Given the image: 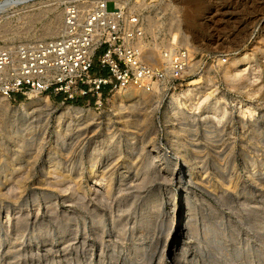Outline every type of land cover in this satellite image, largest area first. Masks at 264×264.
<instances>
[{"label": "rangeland", "instance_id": "obj_1", "mask_svg": "<svg viewBox=\"0 0 264 264\" xmlns=\"http://www.w3.org/2000/svg\"><path fill=\"white\" fill-rule=\"evenodd\" d=\"M125 2L143 20L148 43H155V33L161 49L174 35L184 44L171 27L178 21L196 55L222 63L198 66L176 89L158 88L145 103L126 98L129 87L105 95L102 106L94 98L77 103L48 98L51 108L36 107L28 117L0 104V264H156L164 255L147 235L165 239L173 221L171 206L183 189L155 173L140 199L124 192L115 197L117 229L135 228L136 238L109 245L106 256H99L98 245L93 251L91 242L87 254L83 251L81 208L73 187L80 162L92 148L121 173L132 162L140 166L139 154L159 151L166 164L170 153L181 149L186 159L196 156L198 182L186 185L191 190L177 215L191 218L188 232L177 233L176 252L171 247L163 264H264V0ZM54 3L21 6L12 22L4 23L8 33L0 40L12 45L57 37L47 30L62 28L64 6ZM53 5L57 8L49 11ZM114 9L109 3L108 11ZM232 60L240 63L231 66ZM119 96L122 102L115 106ZM46 98L7 99V106L20 109ZM214 106H224L225 114L216 117ZM67 109L71 112L61 115ZM169 172L184 177L192 169ZM153 256L157 262H149Z\"/></svg>", "mask_w": 264, "mask_h": 264}, {"label": "built area", "instance_id": "obj_2", "mask_svg": "<svg viewBox=\"0 0 264 264\" xmlns=\"http://www.w3.org/2000/svg\"><path fill=\"white\" fill-rule=\"evenodd\" d=\"M60 34L52 39L9 45L0 40V96L61 98L77 103L134 87L148 94L176 89L193 70L218 57H200L179 39L161 49L165 65L146 61L148 43L141 17L114 0H63ZM18 0H0V29L15 18ZM115 9L108 11V4Z\"/></svg>", "mask_w": 264, "mask_h": 264}, {"label": "bare ground", "instance_id": "obj_3", "mask_svg": "<svg viewBox=\"0 0 264 264\" xmlns=\"http://www.w3.org/2000/svg\"><path fill=\"white\" fill-rule=\"evenodd\" d=\"M35 1H37V0H18L17 5L18 6H25L26 4H29L30 2H35ZM114 1L117 2L119 8H121V9L126 8L125 0H114ZM183 1L189 2L191 0H183ZM52 2H55L54 4L59 6L64 1L63 0H52ZM55 5L51 6L49 11H53L54 9H56L57 6H55ZM58 18H59V16H58ZM10 22H12V21H10ZM171 27H173V29L176 28L178 30L179 34L181 35L182 42H184V44L189 47L190 37L185 35L184 33H181V25L179 24V22L173 20ZM8 28H10V27H8ZM60 28H61V26L60 27H53V28L49 27V29L47 30V33L58 35V33L60 34V30H61ZM7 33H8V31H6V30L3 31V29L2 30L0 29V35H5ZM153 36L155 38V43L154 44L146 43L144 45V49L146 51V53H145L146 61L148 63H152L153 65L154 64L165 65L166 61L161 56L160 50L162 47H161L160 43H158L157 34L154 33ZM172 37L175 40V35ZM239 63H240L239 61L232 60L231 66H236ZM226 75H227V77L230 76V74H228V73ZM157 89H156V92H157ZM148 95H150V94L143 92L139 89H136L134 87H130L125 93L126 98H128L130 100H138V102H141V103H145L147 101ZM115 102H116L115 106H117V104H121L122 97L121 96L117 97ZM0 104L2 106V109L9 110V111L15 113L16 115H22L23 117H28L29 115L35 113L34 108L36 109V107L45 106L47 108H51V102L48 98L35 100L29 106H23L20 109H10L7 106V104H8L7 98L0 96ZM212 108L215 112L216 117H218V118L223 116L226 112L225 111L226 108L224 106H214ZM31 110L33 112H31ZM171 111H174V110H171ZM249 111H250V109L247 108L246 112H249ZM70 112H71V109H67L65 112H61V115H63V113L68 114ZM169 114H170V112H168V115ZM169 120H171V118H169ZM178 136L180 139L182 136V130L179 131ZM182 145H180V146H182ZM180 151L173 153L172 155L170 153L169 158L167 157V160L169 159L168 164L163 162V158L160 157L159 151L155 152V154L154 155L152 154V156H150V157H149V154L145 155L143 152V154H144L143 156H141L139 154V157L136 158V159L142 158L141 160L143 162L140 164V166H138L136 163L132 162L131 164H128L124 170L122 169L124 171L122 173L119 172L120 169L115 168V165L113 163H111V164H113L111 166V165H107L105 163V161L100 160L98 158V156L95 155V153H96L95 148H92V151H91L89 157L83 158V159L81 158L82 161L80 162L81 164L79 166V170H78L79 172H78V175L76 176V178L78 180H77V182L75 181L76 183H74V181H73V183L77 184V185H75V187H73V188H76V186H77V189H76L77 194L76 195H78V202H79L80 208H81L82 222H81L80 229L78 230V234L80 236V241L82 240V244H83V248H84L83 251H85L87 243L91 242L92 243V244L90 243L92 246V247L90 246L91 249L94 251L95 246L98 245L100 248V251L103 252V253L99 252V256H100V254H102V256H104L105 250L109 249V245L114 243L115 244L114 247H116L117 243H119L118 241H123V243H124L127 241V238H129V237H131L132 239L136 238L137 230L135 228L134 229L131 228V229H133L131 232H128L129 230L127 231L126 229H123V230L117 229L119 223L118 224L116 223L114 212H113L115 197H116L117 193L119 194V193L124 192L127 194V196H129L131 198L133 197L135 200L140 199L145 194L146 191L148 192L150 190V185L156 180V176L160 174L159 175L160 180H162V181L168 180L171 182L176 180V182L179 183L180 187L183 190H182V193L179 196V198H177L174 201V204L171 206L172 212H173V216H172L173 221L170 224L169 232L166 233L165 239L163 238V240H162L160 237H154L153 238L151 235H147V238H150L153 240V242L155 244L156 251L160 248H162L164 251V255H162V256L160 255L161 257H159L158 262L155 261L156 256L151 257L149 262H152V263L157 262L156 264H163L165 262V259H167V252L169 251V249L171 247H172V250H173V247L175 249V250H173L172 254L174 252H176L175 246L177 247V244L175 242L176 241L175 236L177 235L178 232L182 233L184 235L187 234L186 232H188V228L186 225H188L189 219H191L190 217L186 218V216H177L179 211L184 208L185 200L187 199V197L185 198L186 195H184V194L188 193L189 190H191L190 188H187L186 185L190 184V187H192L195 184H197L199 173H200V171H199L200 165L198 167L197 163H195L196 162V160H195L196 156L194 159H193L194 156L191 159L190 158L186 159V157ZM146 153H148V152H146ZM132 158L133 157H131V160H132ZM194 160H195V162H194ZM122 164H125V163H122ZM186 166H188L189 169L190 168L192 169V172H190V175H187L185 173V176L182 177L180 175H177L175 172H172V173L169 172L170 169H174V170H177L178 168L184 169ZM51 171L52 172L57 171V168H51ZM55 173H57V172H55ZM154 173L156 174V176ZM70 174H68L64 177L65 181H63V182H66L70 179V177H71ZM62 177H63V175L60 178H62ZM72 177H74V180L76 179L75 176H72ZM60 182L62 183V180H60ZM66 184L68 185L67 182H66ZM69 185H70V183H69ZM64 186L68 187L66 185H64ZM62 190H63V188H62ZM79 204H78V206H79ZM142 231L143 230L141 229L140 232H142ZM141 236H144V235L141 233ZM116 241H117V243H116ZM123 243H121V244H123ZM80 246H82V245H80ZM110 247H112V246H110ZM115 249L116 248H114V250ZM86 250H88V249H86ZM141 251H143V249H141ZM85 252H83V253H85ZM87 252H86V254H87ZM109 255H110V253H109ZM132 255H135V253L131 254L130 256H132ZM92 257H94L93 253H92ZM92 257L90 256V258H92ZM185 257H182V258L185 259ZM100 259H101V257H100ZM129 259H130V257H129ZM101 260H103V258ZM137 261H139V260L137 259ZM86 263H88V262H86ZM91 263H92V261H91ZM140 264H142V263H140ZM174 264H185V263L182 261H177Z\"/></svg>", "mask_w": 264, "mask_h": 264}, {"label": "trees", "instance_id": "obj_4", "mask_svg": "<svg viewBox=\"0 0 264 264\" xmlns=\"http://www.w3.org/2000/svg\"><path fill=\"white\" fill-rule=\"evenodd\" d=\"M20 99V98H19Z\"/></svg>", "mask_w": 264, "mask_h": 264}]
</instances>
